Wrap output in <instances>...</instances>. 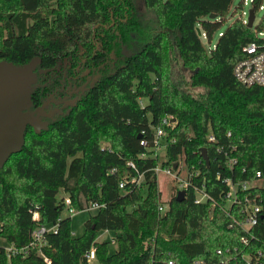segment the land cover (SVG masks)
Listing matches in <instances>:
<instances>
[{
	"label": "trees",
	"instance_id": "trees-1",
	"mask_svg": "<svg viewBox=\"0 0 264 264\" xmlns=\"http://www.w3.org/2000/svg\"><path fill=\"white\" fill-rule=\"evenodd\" d=\"M139 1L151 14L148 21L136 0H0V60H39L31 107L69 78L82 88L68 112L45 128L26 125L20 149L0 167V236L18 248L34 226L56 224L45 235L49 262L32 251L21 256L0 246V264H87L90 246L97 264H244L241 255L264 249V187L258 190L262 217L250 229L255 237L242 245L243 231L224 210L221 182L222 176L249 180L256 170L264 178V85L243 86L232 74L242 46L264 44V14L247 27L239 0L237 17L205 48L196 27L209 41L232 0ZM249 4L255 14L260 0ZM210 13L215 17L205 19ZM172 49L180 63L174 71ZM165 115L174 123L163 137L162 164L181 160L189 185L182 200L172 194L159 215L150 171L157 158L149 149L153 127ZM99 129L104 132L97 136ZM227 157L235 160L230 170ZM139 174L137 185L118 188L123 175ZM193 186H203L210 199L194 203ZM20 188L25 194L16 200ZM59 190L77 210L103 204L79 236L71 233L69 216L56 220L63 210ZM229 210L238 215L236 207ZM99 230L119 232L112 253L106 241L95 240Z\"/></svg>",
	"mask_w": 264,
	"mask_h": 264
},
{
	"label": "built area",
	"instance_id": "built-area-1",
	"mask_svg": "<svg viewBox=\"0 0 264 264\" xmlns=\"http://www.w3.org/2000/svg\"><path fill=\"white\" fill-rule=\"evenodd\" d=\"M250 2V0H249ZM242 4H245V0H242ZM261 4L258 6V9H261ZM244 12L241 14V19L245 23L246 18L243 16ZM247 15V12H246ZM219 35V32H218ZM258 36L263 35V31L257 33ZM243 56L239 58L232 66V74L234 79L243 86H253V85H264V44H258L254 41L246 43L242 46ZM174 120L170 115H165L160 118L157 125L153 127V142L154 145L150 148L152 157L157 158V163L150 169L152 174L156 177L159 174L167 175L173 177L176 182L173 184V194L175 196L178 190H185L188 188V174L185 168V171H182L181 160L178 162H172L170 164H162L164 157L161 159L158 157V152L160 149H164L163 137L165 135L166 128L173 126ZM209 140H213L211 135L208 136ZM162 141V143H161ZM141 143H143L141 141ZM149 152V153H150ZM147 153H140V157L146 156ZM235 163V160L231 157H227L225 160V166L227 169H231L232 165ZM173 164L175 167L173 168ZM128 166H132L131 162H127ZM185 167V166H184ZM109 172H113L110 170ZM184 173L182 177L181 174ZM180 176V177H179ZM118 180V188L122 189L125 185V182L130 184L137 185L141 175L137 176H122ZM217 178L220 176L216 175ZM221 182L225 185L226 190L223 194V199L225 201L224 210L231 216L233 224H236L241 228L243 234L239 237V242L242 245L249 243V239L255 237V234L250 231V229L257 224L258 219L262 216L260 214V205L259 202L262 199L259 189L264 187V178L262 177L259 170H256L253 173V177L249 180H232L230 177L222 176ZM193 202L202 203L207 199H210L209 195L204 191L203 186H193ZM169 200V199H168ZM168 200L158 201L156 205V211L159 215L164 214L168 209ZM63 210L66 211L67 216L73 214L77 209L71 205V200L68 196L62 197ZM103 204L97 202H89L82 210H89L102 207ZM231 207H236L238 215L235 217L231 210ZM38 212L33 209L31 212V218L33 220L38 219ZM60 216L56 219L59 220ZM231 226V224H229ZM56 230V224L49 225H36L29 232V241L26 245L22 247H14L12 244L0 243V246L5 252H10L12 254H19L25 256L27 252L32 251L39 257L43 259L44 262L48 263L49 260L44 254L43 248L47 246L46 233L54 232ZM72 233V232H71ZM110 243H115V238H110ZM217 253L220 252L219 249L216 250ZM94 247L90 246L88 250L84 253V259L86 262L93 260ZM243 257L244 264H264V249H255ZM171 262H168L170 264ZM192 264H199V261H194Z\"/></svg>",
	"mask_w": 264,
	"mask_h": 264
},
{
	"label": "water",
	"instance_id": "water-1",
	"mask_svg": "<svg viewBox=\"0 0 264 264\" xmlns=\"http://www.w3.org/2000/svg\"><path fill=\"white\" fill-rule=\"evenodd\" d=\"M208 17L213 18L215 14L210 13ZM253 18V9L250 7L246 15L247 27L252 26ZM196 33L200 34L197 27ZM38 62V58H32L22 65H16L0 60V167L10 154L20 149L26 125H30L34 131L46 126V123L38 120L36 114L28 111L30 93L36 81L33 69ZM36 110H40V107ZM200 151L206 161L204 149L201 148ZM172 167L174 168L175 164ZM183 197L184 191L178 190L174 199L181 201Z\"/></svg>",
	"mask_w": 264,
	"mask_h": 264
},
{
	"label": "rangeland",
	"instance_id": "rangeland-1",
	"mask_svg": "<svg viewBox=\"0 0 264 264\" xmlns=\"http://www.w3.org/2000/svg\"><path fill=\"white\" fill-rule=\"evenodd\" d=\"M239 0H232L229 9L227 10V12L225 13V15H223L221 17L222 21L220 26L217 28V30L212 34V37L210 38V40L208 41L204 35V33L200 30V34H199V38L201 41V44L205 47H211L213 46V43L215 42V40L217 39V35L218 32L222 31L234 18L237 17V14L235 12H233V8L235 6V4L238 2ZM136 4H137V8L139 9V13L141 15V18L145 21H148L151 17V14L148 10H145L142 6H141V2L139 0H136ZM260 4H261V9H257L255 14H254V18H253V22H252V26H254L258 19L264 14V0H260ZM248 8H250V4H249V0H245V4L242 5V11L244 12V17L246 18V12L248 10ZM2 6L0 5V14H2ZM205 19H209L208 16L204 17ZM220 19V17L215 18V20ZM212 20V19H211ZM172 51H170L169 55V60L171 61V63L173 64L172 70H176L177 67L180 66L179 61H176L172 56ZM63 63V62H62ZM143 102V101H142ZM44 113H46L45 111H42ZM49 113V112H47ZM36 116L38 117V120L40 122L45 123V121L41 120V118L39 117L40 114L37 113ZM104 131L102 129L98 130V133L96 134L97 136H99L101 133H103ZM162 143V141H161ZM100 144L103 145H107L108 143L105 141H100ZM163 156V149L161 148L160 151L158 152V157L159 159H161ZM181 168L182 171H185V167L183 162H181ZM124 174V172L122 173ZM181 176H184V173L182 172ZM180 177V176H179ZM20 181H22L21 179H19ZM19 180H16V185L19 184ZM176 180L171 177V176H167V175H162L159 174L156 177V185H157V190L159 192V199L160 201H166L170 198V196L173 194V184H175ZM25 191L22 190V188L19 189V194L15 195V199L19 200ZM33 199H36L35 195L32 196ZM60 197H64V193L59 190L58 193L56 194V198L59 199ZM96 212L95 209H89V210H76L73 214H71L69 216V227H70V231L72 232V234L74 236H79L83 233L84 231V224L85 221L89 218L90 215H93ZM66 211L62 210L61 212V216H66ZM6 226H7V230H12L13 228V224H12V218L10 215H8L6 217ZM117 235H119V232H114V231H110V230H99L97 232V236L95 238L96 241H106L107 242V250L108 253H112L115 249V243H110V238H115ZM0 243H5V240L2 236H0ZM6 261H8V257H6ZM87 264H97L96 260H90L87 262Z\"/></svg>",
	"mask_w": 264,
	"mask_h": 264
},
{
	"label": "flooded vegetation",
	"instance_id": "flooded-vegetation-1",
	"mask_svg": "<svg viewBox=\"0 0 264 264\" xmlns=\"http://www.w3.org/2000/svg\"><path fill=\"white\" fill-rule=\"evenodd\" d=\"M38 83L40 84V82ZM80 90H82V88L76 84V80L73 82V79L70 80L69 78L67 82L61 81L59 85L53 86V88L43 96L39 104L32 107L29 105L28 111L33 112V114L39 113V117L41 120L45 121V123L53 121L57 116L68 112L75 104ZM37 107H40V110H36Z\"/></svg>",
	"mask_w": 264,
	"mask_h": 264
}]
</instances>
